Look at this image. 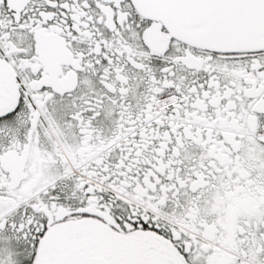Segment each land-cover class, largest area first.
Instances as JSON below:
<instances>
[{"label":"snow or ice","instance_id":"6c2138e0","mask_svg":"<svg viewBox=\"0 0 264 264\" xmlns=\"http://www.w3.org/2000/svg\"><path fill=\"white\" fill-rule=\"evenodd\" d=\"M0 264H264V0H0Z\"/></svg>","mask_w":264,"mask_h":264}]
</instances>
